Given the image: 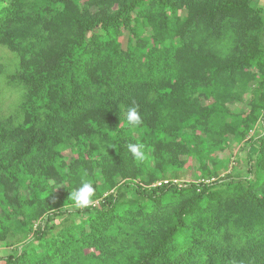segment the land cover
Here are the masks:
<instances>
[{
  "label": "trees",
  "instance_id": "obj_1",
  "mask_svg": "<svg viewBox=\"0 0 264 264\" xmlns=\"http://www.w3.org/2000/svg\"><path fill=\"white\" fill-rule=\"evenodd\" d=\"M1 47L23 100L0 119V264H264L252 0H0Z\"/></svg>",
  "mask_w": 264,
  "mask_h": 264
},
{
  "label": "rangeland",
  "instance_id": "obj_2",
  "mask_svg": "<svg viewBox=\"0 0 264 264\" xmlns=\"http://www.w3.org/2000/svg\"><path fill=\"white\" fill-rule=\"evenodd\" d=\"M255 7H260L263 10L264 15V3L258 5L254 2ZM123 45L126 47L128 38L125 36L122 39ZM18 67V58L15 54L8 51L6 48H0V119L3 117L15 115L19 110V107L22 103L23 96L18 92L14 85L7 83V77L12 74ZM255 149V148H254ZM249 147L244 145L239 147L237 145H232V150L229 153H232L231 159L232 168H235L237 172L242 173L243 175L247 172V153ZM254 154L256 151L253 150ZM180 184L185 182H190L195 180V174L191 170H186L179 176Z\"/></svg>",
  "mask_w": 264,
  "mask_h": 264
},
{
  "label": "clouds",
  "instance_id": "obj_3",
  "mask_svg": "<svg viewBox=\"0 0 264 264\" xmlns=\"http://www.w3.org/2000/svg\"><path fill=\"white\" fill-rule=\"evenodd\" d=\"M128 122L130 124H139L140 117L135 106L129 108L127 115ZM143 145L140 144H128V150L133 154L137 160L144 159V152L142 151ZM95 189L91 182H82L81 186L73 193H71V198L75 201L78 207H86L92 202V197L94 196Z\"/></svg>",
  "mask_w": 264,
  "mask_h": 264
},
{
  "label": "crops",
  "instance_id": "obj_4",
  "mask_svg": "<svg viewBox=\"0 0 264 264\" xmlns=\"http://www.w3.org/2000/svg\"><path fill=\"white\" fill-rule=\"evenodd\" d=\"M252 1H253V3L254 2L258 3V5L261 4V3H264V0H252Z\"/></svg>",
  "mask_w": 264,
  "mask_h": 264
},
{
  "label": "built area",
  "instance_id": "obj_5",
  "mask_svg": "<svg viewBox=\"0 0 264 264\" xmlns=\"http://www.w3.org/2000/svg\"><path fill=\"white\" fill-rule=\"evenodd\" d=\"M167 183V182H166Z\"/></svg>",
  "mask_w": 264,
  "mask_h": 264
}]
</instances>
